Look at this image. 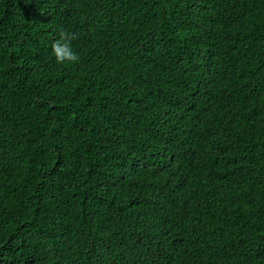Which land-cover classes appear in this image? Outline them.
I'll list each match as a JSON object with an SVG mask.
<instances>
[{
	"label": "trees",
	"instance_id": "trees-1",
	"mask_svg": "<svg viewBox=\"0 0 264 264\" xmlns=\"http://www.w3.org/2000/svg\"><path fill=\"white\" fill-rule=\"evenodd\" d=\"M0 264H264V0H0Z\"/></svg>",
	"mask_w": 264,
	"mask_h": 264
},
{
	"label": "clouds",
	"instance_id": "clouds-1",
	"mask_svg": "<svg viewBox=\"0 0 264 264\" xmlns=\"http://www.w3.org/2000/svg\"><path fill=\"white\" fill-rule=\"evenodd\" d=\"M71 36L67 33H61V39L53 44V53L58 63L76 62L78 56L71 48Z\"/></svg>",
	"mask_w": 264,
	"mask_h": 264
}]
</instances>
